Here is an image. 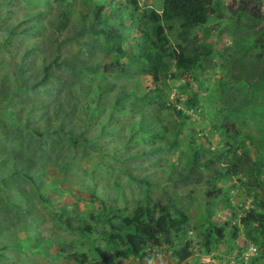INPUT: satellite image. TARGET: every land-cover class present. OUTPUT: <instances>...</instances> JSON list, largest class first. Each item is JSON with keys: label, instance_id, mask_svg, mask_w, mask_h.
<instances>
[{"label": "rangeland", "instance_id": "rangeland-1", "mask_svg": "<svg viewBox=\"0 0 264 264\" xmlns=\"http://www.w3.org/2000/svg\"><path fill=\"white\" fill-rule=\"evenodd\" d=\"M218 1L223 18H212L205 26L192 31L197 42L205 41L212 46L213 53L192 72L191 79L174 81L167 77L174 68L172 62L164 58L168 69L166 77L163 73L156 85L162 103L190 117L184 120L174 141L170 109L164 111L145 105L139 110L143 113L132 115L127 106L118 109L113 106L114 93L121 87L131 86L136 95L143 98L154 90L150 78L136 73L137 67L129 59L124 60L130 67L129 76L105 75L100 67L95 75L85 71L81 74V80L92 86L94 97L86 112L76 115V130L99 151L58 144L51 149L52 155L57 157L55 163L33 172V181L21 176L15 178L19 191L9 184L12 181L9 176L0 179V182L6 181L0 183V264H74L69 258L72 253H87L91 257L88 248L103 244L99 233L107 228L98 225L94 226V232L80 234L77 229L91 223L88 215L112 210L119 217L130 216L148 201H164V193L173 195L188 217L183 232L172 239V246L161 244L146 249L139 259L126 257L117 264H264V253L258 247L264 235L256 234L243 221L255 199L253 192L238 182L243 178L214 183L208 180L206 184L203 178L199 183L190 178L180 181L185 173L182 155L188 139L202 150L213 151L220 143L219 125L223 123H232L235 129L253 139L264 129V77L255 87L241 89L233 83V78H228L224 64V50L229 49L235 61L248 69L264 67V50L254 45V39L264 35V0L255 2V6H250L247 0ZM160 2L73 0L67 29L59 33L57 39L74 37L75 28L97 24L98 19L111 23L117 14L128 19L129 14L136 15L144 9L160 12ZM57 10L58 5L53 0H0V46L3 31L12 26L17 33L12 36L8 50L14 54L7 55L2 52L4 46L0 47L1 63L14 64L24 49L34 43L47 47L49 44L44 37L50 39L53 34L50 25ZM28 27V33L39 34L23 36ZM72 37L64 46L75 51V44L82 39L76 36L74 42ZM166 37L170 45L177 43L175 33L166 32ZM190 42L191 39L185 46ZM79 50L85 52L86 48ZM259 51L263 59L256 67L254 55ZM45 55L34 49L26 60L39 65ZM112 57H106L104 62L111 61ZM111 84L113 87L107 91L105 87ZM245 96L247 102L243 101ZM80 99L83 105L84 99ZM20 106L18 103L1 104L0 109L5 112ZM146 113L157 115L150 129L140 123V115L144 117ZM3 119L6 116L2 114L0 120ZM154 135L157 140L153 143ZM167 141L174 146L153 151L156 146L165 147ZM9 145L0 144L3 147L0 155L6 157L15 153ZM7 164L0 166V175L7 173ZM211 186L219 191L207 203L204 190ZM205 229L211 235L208 252L201 245ZM214 229L223 231L222 238L216 239ZM186 243L191 255L178 262L172 254L174 247ZM250 246L255 249L251 254Z\"/></svg>", "mask_w": 264, "mask_h": 264}, {"label": "trees", "instance_id": "trees-1", "mask_svg": "<svg viewBox=\"0 0 264 264\" xmlns=\"http://www.w3.org/2000/svg\"><path fill=\"white\" fill-rule=\"evenodd\" d=\"M53 2L58 5V10L50 25L53 30L51 38L44 37V41L49 45H30L12 65L7 62L2 64L0 61V105H21L5 112L0 109V118L2 114L6 116L5 120H0V144L10 143L11 150H16V154L12 156L0 155V166L8 163V171L0 175V179L9 176V179H12L9 184L16 191L19 190L16 188L15 178L21 176L33 181V172H40L45 166L55 163L57 157L52 155L51 149L58 144H67L70 148L80 147L92 152L99 151L76 130V115L84 114L88 103L94 97L92 86L81 80L84 71L95 75L100 67V72L105 75L129 76L130 67L124 61L129 59L137 67L136 73L150 78L154 90L143 98L136 95L131 86L121 87L114 93L113 106L117 109L123 108V105L127 106V111L132 112V115L143 113H139V110L145 105L156 106L158 110L164 111L170 109L174 121L171 130L174 141L175 135L184 125V120L190 117L179 109L175 110L174 107L162 103L160 89L156 85L162 79L163 73L166 77L168 69L164 58L171 61L174 68L167 77L174 81L191 79L192 72L213 53L212 46L205 41L197 42L192 36V31L205 26L212 18H223V10L218 0H161L160 12L151 8L144 9L136 15L129 14L128 19L125 15L117 14L111 23L98 19L97 24L90 23L86 27L80 25L75 28L72 34L74 37L59 40L58 34L67 29L73 0ZM247 2L250 6H255L254 3L260 0ZM254 10L255 7L252 11ZM98 12L99 10L96 17L99 16ZM28 30L29 27L23 32V36L39 34L28 33ZM166 32L175 33L177 43L170 45ZM14 34L17 33L12 26L3 31L1 46H4L2 52L7 55L14 54L8 51ZM76 36L82 39L80 43L75 44L76 50L65 48V42L71 37L75 42ZM190 39V45L186 47L185 44ZM254 41L256 48L264 50V35H258ZM80 47H85V52L80 51ZM34 49L46 54L44 62L39 65L26 60ZM224 52L227 76L233 78V83L241 89L255 87L256 82L264 77V67L257 70L254 67L248 69L235 61L229 49ZM108 56H113V59L105 63L104 60ZM262 59V53L259 51L254 55L253 64L257 67ZM57 66L60 68L56 69ZM236 71L238 74H235ZM111 87L113 84L105 88L109 91ZM81 97L84 99L83 105ZM244 98L243 101L247 102L248 98ZM220 100L226 101L221 98ZM156 117V114L151 113H146L144 117L140 115V123L150 129L149 125L155 122ZM219 137L220 143L213 151L202 150L192 139H188L182 155L185 173L180 177V181L190 178L199 183L203 178L206 184L209 181L226 182L233 177L243 178L238 179V182L255 196L243 221L247 222L256 234L264 235V129L253 139L235 129L232 123H223L219 125ZM151 140L154 143L156 136ZM171 146H174V143L167 141L165 147L156 146L153 151L168 149ZM2 148L0 146V150ZM5 182L2 180L0 183ZM218 191L219 189L213 186L204 190L207 203ZM163 195L164 201H148L130 216L119 217L112 210L99 215H88L91 223L84 224L77 230L80 234H90L94 232V226H105L106 231L99 233L103 244L88 248V252L92 253L91 257H88L87 253H72L69 258L74 264H117L118 260L126 257L139 259L143 257L146 249L161 244L172 246V239L183 232L188 217L181 209L179 201H174L173 195ZM214 232L217 240L222 238L221 229H214ZM210 238L209 230L205 229L201 245L206 252L209 251ZM258 247L264 253V240L258 242ZM172 254L178 262L184 261L191 255L189 243L174 247Z\"/></svg>", "mask_w": 264, "mask_h": 264}, {"label": "built area", "instance_id": "built-area-1", "mask_svg": "<svg viewBox=\"0 0 264 264\" xmlns=\"http://www.w3.org/2000/svg\"><path fill=\"white\" fill-rule=\"evenodd\" d=\"M248 250L250 251V254H251L252 252H255V249H254V247H252V246H250V247L248 248Z\"/></svg>", "mask_w": 264, "mask_h": 264}]
</instances>
